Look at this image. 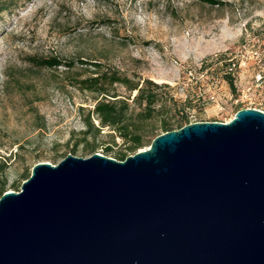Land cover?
I'll use <instances>...</instances> for the list:
<instances>
[{"label": "rangeland", "instance_id": "rangeland-1", "mask_svg": "<svg viewBox=\"0 0 264 264\" xmlns=\"http://www.w3.org/2000/svg\"><path fill=\"white\" fill-rule=\"evenodd\" d=\"M216 1L15 0L0 15L4 191L19 192L36 163L57 165L68 154L88 158L90 145L112 159L124 152L118 138L105 152L112 145L109 128L95 140L83 135L86 114L99 97L75 85L99 70L159 86L152 126L165 113L173 121L183 116L190 123H226L240 109L264 112V83L257 80L253 57L264 39V0ZM32 57L74 66L41 69ZM229 63L235 64L234 89L224 80ZM114 91L129 95L119 86ZM91 120L97 127L94 115Z\"/></svg>", "mask_w": 264, "mask_h": 264}, {"label": "water", "instance_id": "water-1", "mask_svg": "<svg viewBox=\"0 0 264 264\" xmlns=\"http://www.w3.org/2000/svg\"><path fill=\"white\" fill-rule=\"evenodd\" d=\"M0 264H264V112L189 123L123 161L34 164L0 197Z\"/></svg>", "mask_w": 264, "mask_h": 264}, {"label": "trees", "instance_id": "trees-1", "mask_svg": "<svg viewBox=\"0 0 264 264\" xmlns=\"http://www.w3.org/2000/svg\"><path fill=\"white\" fill-rule=\"evenodd\" d=\"M200 1L209 5L220 4L216 0ZM14 2L15 0H0V15L8 12L15 4ZM29 61L33 66L41 69H57L59 67L71 69L74 66L73 61L65 62L55 57L48 59L32 57ZM93 66L98 68L97 64ZM227 66L229 67L227 73L224 74V80L231 89H234L231 68L235 67V64L229 63ZM75 86L81 91L89 92L99 97L93 110L89 111L84 119V137L93 135V140H95L106 128H109L112 132L109 135L112 145L105 147V152H111L112 146H116L115 139H120L125 150L114 155L113 158L118 161H123L129 154L132 155L138 150L148 147L152 139L157 135L180 129L190 123L187 117L182 116L180 120L173 121L165 113L164 115L161 114L162 116L158 119L157 126L149 125L153 121L155 113L158 112L156 111V107L159 103L157 93L155 92L159 86L149 80H135L117 70H99L95 75L77 80ZM114 86L124 88L129 95L126 98L120 97V95L115 93ZM111 90L114 93L111 94ZM159 108L163 113L162 107L159 106ZM93 115L98 121L97 127L91 120V116ZM157 128L160 130V133H155ZM83 142H87L86 139ZM96 148L97 146L90 145V148L87 150L88 154L92 155ZM3 166H0V171ZM29 176L30 173L26 172L23 180H26ZM3 187L4 184L0 183V197L5 192Z\"/></svg>", "mask_w": 264, "mask_h": 264}, {"label": "built area", "instance_id": "built-area-1", "mask_svg": "<svg viewBox=\"0 0 264 264\" xmlns=\"http://www.w3.org/2000/svg\"><path fill=\"white\" fill-rule=\"evenodd\" d=\"M255 66L258 68L257 80L264 83V39L260 42L259 49L254 53ZM255 109V108H253Z\"/></svg>", "mask_w": 264, "mask_h": 264}]
</instances>
